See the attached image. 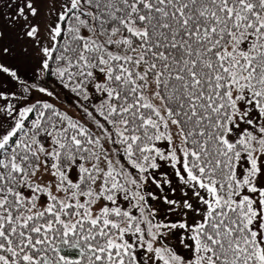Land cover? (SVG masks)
<instances>
[{"label": "snow or ice", "instance_id": "1", "mask_svg": "<svg viewBox=\"0 0 264 264\" xmlns=\"http://www.w3.org/2000/svg\"><path fill=\"white\" fill-rule=\"evenodd\" d=\"M0 264H264V0H0Z\"/></svg>", "mask_w": 264, "mask_h": 264}]
</instances>
